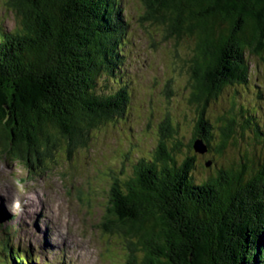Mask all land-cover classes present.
I'll use <instances>...</instances> for the list:
<instances>
[{
	"label": "trees",
	"instance_id": "trees-1",
	"mask_svg": "<svg viewBox=\"0 0 264 264\" xmlns=\"http://www.w3.org/2000/svg\"><path fill=\"white\" fill-rule=\"evenodd\" d=\"M6 4L15 26L0 21V157L29 169L58 150L71 159L130 104L121 78L128 27L121 0ZM153 11L178 36L196 40L191 102L203 116L221 82L247 83L245 50L257 43L256 53H264V0H161ZM232 98L235 104L237 94ZM246 107L238 109L242 120L230 110L217 124L203 117L197 124L189 146L201 139L216 173L196 179L195 156L165 146L138 153L125 179L114 178L105 228L128 241L124 264H264V164L249 153L257 147L252 140L264 145V122L254 114L249 120ZM241 144L237 168L218 164ZM38 257L8 240L0 244V264H43Z\"/></svg>",
	"mask_w": 264,
	"mask_h": 264
},
{
	"label": "rangeland",
	"instance_id": "rangeland-1",
	"mask_svg": "<svg viewBox=\"0 0 264 264\" xmlns=\"http://www.w3.org/2000/svg\"><path fill=\"white\" fill-rule=\"evenodd\" d=\"M160 1L121 0L128 22L120 49L121 78L128 79L127 87L131 89L130 104L123 117L101 124L86 146L73 150L71 159L66 151L58 150L51 160L29 169L20 160L0 157V243L10 235L15 246L39 254L40 262L47 258L56 264H124L129 254L128 241L122 232L107 230L105 225L113 217L109 208L113 204L110 195L114 178L125 179L132 169L129 160L139 158L138 153L148 156L156 148L183 147L186 154L195 156L194 175L201 179L216 173L213 158L193 146L201 139L189 146L202 117L214 125L218 123L217 116L230 115L226 111L232 110L242 120L238 110L242 105L247 106L242 113H247L249 120L254 114L264 122V53H256L258 44L245 50L247 83L221 82L218 97L209 101L203 116L191 102L199 73L194 65L196 40L178 36L168 28L160 13L153 11ZM6 3L0 0V21L12 29L15 19ZM236 94L234 104L232 95ZM254 142L257 147H251L249 153H256V162L264 164V145L255 139ZM243 146L238 151L231 145L218 164L237 168ZM178 150L176 158L181 160ZM47 210H51L52 219H48ZM51 220L59 221L61 225L57 227L70 243L61 245ZM6 226L8 232L4 230ZM51 235L58 240L57 245Z\"/></svg>",
	"mask_w": 264,
	"mask_h": 264
},
{
	"label": "bare ground",
	"instance_id": "bare-ground-1",
	"mask_svg": "<svg viewBox=\"0 0 264 264\" xmlns=\"http://www.w3.org/2000/svg\"><path fill=\"white\" fill-rule=\"evenodd\" d=\"M116 190V189H115ZM122 197V196H121ZM125 197V196H124ZM99 199V198H98ZM122 199V198H121ZM119 201H121V200H119ZM42 206H44V205H42ZM129 206V205H128ZM45 207V206H44ZM119 207V206H118ZM122 206H120L119 208H121ZM125 207V206H124ZM46 208V207H45ZM123 210H124V208H122ZM127 209V208H126ZM130 212V211H129ZM46 214H47V217H48V219H52V214H51V210H47V212H46ZM122 215V214H121ZM12 217V216H11ZM112 217V216H111ZM52 221V220H51ZM56 222V221H55ZM20 224V223H19ZM24 225V224H23ZM52 225L54 226V231H56L57 233H55L54 235H56V234H59L60 235V238H61V240H62V242H60L61 243V245H65V244H68V243H70V240L68 239V236L66 235V234H63L61 231H59V229H58V227L61 225V224H59V221L57 222V223H54L53 221H52ZM34 226V225H33ZM38 226V225H37ZM43 226V225H42ZM58 226V227H57ZM11 229V228H10ZM39 230H41V229H39ZM37 231V230H36ZM59 232V233H58ZM51 233V232H50ZM17 234V233H16ZM54 235H51L52 237H53V240H54V244H56L57 245V243L56 242H58V240L57 239H54ZM13 238V237H12ZM76 238V237H75ZM133 240V239H132ZM56 241V242H55ZM50 242H52V240L50 239ZM59 243V242H58ZM42 246V245H41ZM58 248V247H57ZM135 249V248H134ZM126 254V253H125ZM124 255V254H123ZM133 257V256H132ZM130 260V259H129ZM130 262V261H129Z\"/></svg>",
	"mask_w": 264,
	"mask_h": 264
},
{
	"label": "water",
	"instance_id": "water-1",
	"mask_svg": "<svg viewBox=\"0 0 264 264\" xmlns=\"http://www.w3.org/2000/svg\"><path fill=\"white\" fill-rule=\"evenodd\" d=\"M194 148L197 152H201V153L207 150V146L204 143H202L201 140L199 141L197 140V142H195Z\"/></svg>",
	"mask_w": 264,
	"mask_h": 264
}]
</instances>
